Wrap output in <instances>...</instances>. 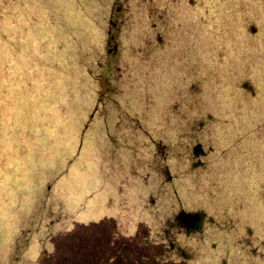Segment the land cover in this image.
Here are the masks:
<instances>
[{
    "label": "rangeland",
    "instance_id": "1",
    "mask_svg": "<svg viewBox=\"0 0 264 264\" xmlns=\"http://www.w3.org/2000/svg\"><path fill=\"white\" fill-rule=\"evenodd\" d=\"M156 16L159 83L148 62L145 75L105 86L99 52L110 78L137 65L133 48ZM107 26L118 35L112 56ZM180 96L195 103L180 104L175 125ZM203 112L212 162L193 175L212 180L198 196L214 223L191 237L190 261L160 258L138 206L143 170L154 138L196 137L187 125ZM222 177L232 193L218 200ZM263 237L264 0H0V264H262Z\"/></svg>",
    "mask_w": 264,
    "mask_h": 264
},
{
    "label": "trees",
    "instance_id": "2",
    "mask_svg": "<svg viewBox=\"0 0 264 264\" xmlns=\"http://www.w3.org/2000/svg\"><path fill=\"white\" fill-rule=\"evenodd\" d=\"M101 13L102 10L100 7L99 22L102 20ZM110 14V12L106 14L107 20L110 19ZM99 25L97 30L98 32L100 29ZM162 27L163 22L159 16H156L151 20L148 34H143L145 38L142 39V43L140 42V44H137L136 47H132L140 54L141 59L139 61L136 60L137 65L131 64L130 60L124 62L120 69L117 65L118 72L113 78H110L112 75V72L109 69L110 65H103V62H109L107 59H105L106 54L103 55L101 52H99L96 58L97 64L100 65V68L106 73L104 78H109V81H106L105 86L112 84L113 89L116 91L119 88L121 77L124 73L134 74L139 71L142 76L145 75V69L147 68L148 62L151 76L153 77L154 73L159 74V77L155 81L156 85L159 83V80L162 78L163 70L161 69L159 62L156 61V56L160 55L161 51L164 49L159 44L158 39L155 37L160 35ZM169 31L172 32V35L175 37V41L177 38L178 41H183L185 43V40H182L176 27L170 28ZM105 33L106 35L104 43L107 46V52H110L109 55L111 54L112 56L117 46L115 41L118 40V35L111 31L109 26H107ZM151 36L154 41H157L154 48H152L150 46V42L147 41H151ZM124 44V53L133 51L131 50L132 44ZM168 46L171 47V45ZM127 56L128 55H126V57ZM143 62L146 64L145 66L143 65ZM151 62L155 63L152 64ZM217 76L219 77L218 74ZM189 79V81H183L182 86L183 83H185L189 88L190 85L196 83L195 81H192V77L190 75ZM217 83L220 82L217 81ZM219 85H222V83ZM106 88L107 87L104 88V94L107 91ZM153 89L154 92H151V94H157L159 92H157L154 87ZM223 89L226 90V87L223 86ZM161 97L163 96L161 95ZM99 99H102L101 95L99 96ZM217 99H223L225 101L228 100L225 95L217 97ZM188 100L189 101H183L182 97L180 96L176 103L173 104V109L170 111V115H174V118L171 122L172 124H181V120L177 118V113H179L180 110L182 111V109H180V104L181 106L182 104H185L187 107H190L191 104L195 103L194 96ZM152 101L153 103L156 102L154 99H151V102ZM222 102L223 101H221V103ZM201 117L202 118L197 120V123H192L189 125H187L186 121H183V125L187 126H193L196 124L194 127V130L197 132L196 137L192 134L185 135L181 131L174 133L173 142L170 143L164 139L167 141V143L165 142L162 144L160 142L163 140L162 137L154 138V149L152 152L153 156L149 158L148 168H144L143 170L144 174L141 177V181H143L145 189L143 190L141 199L138 202V206L143 210L144 216L150 224L148 234L149 246H152L151 248H154L155 246L158 247V249L153 251L156 252L160 258L170 257L172 259H177L178 261H190V259L193 257V252H195L192 249V245L190 243L191 237L194 235L200 236V233L205 226L214 223V218L211 215L213 213L210 211V209H206L202 205L203 202L198 196L199 193L202 197V193L200 192L203 190L202 185L212 180L205 178L204 172L201 175H193L197 168L202 169L206 165H209V162H212L211 153L208 152L210 150H206L207 145H210L209 148H212L214 142L213 133H211L209 130V128H211L210 117L212 118V115L210 113L208 114L203 112ZM210 134H212L211 139ZM183 137L188 139L185 143H183ZM173 144L176 146L175 149L172 148ZM189 144L190 146H188ZM169 151L170 154L168 156L167 153ZM182 156L183 159H180ZM156 161L158 163V167L156 166ZM179 180H183V184L185 186L184 187L182 185L184 187V195L180 193L181 190L179 188ZM230 193H232L230 183L226 182V178H223L222 189L220 190V188H217V198L219 196L227 197V195ZM222 197H219L218 200H222ZM195 201L197 202L196 204H194ZM185 202H188L189 204L192 203L196 206L187 207ZM225 220L231 222V220H228L227 217ZM250 232L251 229L249 228V233ZM249 233L247 240L250 239ZM262 240H264V237ZM260 258L262 259V257ZM262 264H264V260H262Z\"/></svg>",
    "mask_w": 264,
    "mask_h": 264
},
{
    "label": "flooded vegetation",
    "instance_id": "3",
    "mask_svg": "<svg viewBox=\"0 0 264 264\" xmlns=\"http://www.w3.org/2000/svg\"><path fill=\"white\" fill-rule=\"evenodd\" d=\"M193 216H194V215H193ZM193 216H192V217H193Z\"/></svg>",
    "mask_w": 264,
    "mask_h": 264
}]
</instances>
